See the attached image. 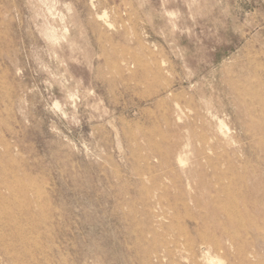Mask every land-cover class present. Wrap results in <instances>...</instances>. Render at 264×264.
Returning a JSON list of instances; mask_svg holds the SVG:
<instances>
[{"label": "rangeland", "instance_id": "374dc122", "mask_svg": "<svg viewBox=\"0 0 264 264\" xmlns=\"http://www.w3.org/2000/svg\"><path fill=\"white\" fill-rule=\"evenodd\" d=\"M216 242L264 264V0H0V264Z\"/></svg>", "mask_w": 264, "mask_h": 264}, {"label": "bare ground", "instance_id": "6f19581e", "mask_svg": "<svg viewBox=\"0 0 264 264\" xmlns=\"http://www.w3.org/2000/svg\"><path fill=\"white\" fill-rule=\"evenodd\" d=\"M186 214V213H185ZM188 214V213H187ZM225 250L226 247L220 242H216L213 246H210L204 254V264H225L224 260L217 254H214L212 249ZM242 264H246L245 262Z\"/></svg>", "mask_w": 264, "mask_h": 264}]
</instances>
